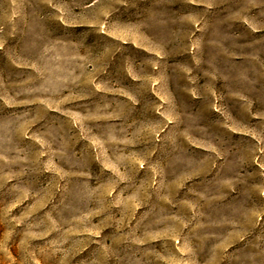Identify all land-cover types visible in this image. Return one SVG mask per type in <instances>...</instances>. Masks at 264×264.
Here are the masks:
<instances>
[{
	"label": "rangeland",
	"instance_id": "374dc122",
	"mask_svg": "<svg viewBox=\"0 0 264 264\" xmlns=\"http://www.w3.org/2000/svg\"><path fill=\"white\" fill-rule=\"evenodd\" d=\"M0 264H264V0H0Z\"/></svg>",
	"mask_w": 264,
	"mask_h": 264
}]
</instances>
